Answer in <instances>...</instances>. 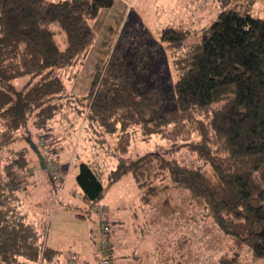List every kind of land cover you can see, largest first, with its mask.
<instances>
[{"label":"trees","instance_id":"16d2710c","mask_svg":"<svg viewBox=\"0 0 264 264\" xmlns=\"http://www.w3.org/2000/svg\"><path fill=\"white\" fill-rule=\"evenodd\" d=\"M115 2L0 0V264L50 260L58 254L42 244L40 226L18 203L19 191L29 184V149L41 165L40 155L46 167L49 162L28 122L45 139L46 149L59 153L55 139L49 142L50 134L40 131L63 107L67 86L61 71L90 51L96 38L90 19ZM57 32L63 33L64 48ZM187 32L174 26L161 31L169 48L182 50L168 107L164 86L143 82L146 67L136 66L137 72L128 60L113 54L96 69L85 95L87 118L116 134L118 163L104 184L82 162L77 184L92 208L104 198L108 185L125 175L133 176L145 202L171 187L164 182L169 176L231 237L234 251L222 254L219 264H246L241 248L247 247L255 260L264 258V18L248 9L225 7L199 43H186ZM24 76L30 79L22 83ZM132 126L140 128L144 139L160 135L170 142L169 154L187 148L207 166L160 151L135 159L124 156ZM21 138L30 148H14ZM110 239L111 255L112 232Z\"/></svg>","mask_w":264,"mask_h":264},{"label":"rangeland","instance_id":"374dc122","mask_svg":"<svg viewBox=\"0 0 264 264\" xmlns=\"http://www.w3.org/2000/svg\"><path fill=\"white\" fill-rule=\"evenodd\" d=\"M225 7L248 9L253 15L264 18V0H116L112 7L102 9L95 19H90L96 32L95 41L78 64L61 71L67 86L61 96L63 107L49 127L40 131L50 134L47 135L49 142L55 139L53 145L59 153L49 152L45 139L37 134L39 131L32 122H28L32 138L39 142L41 150L47 154V162L52 161L54 168L41 165L24 138L14 144L15 149L30 148L31 159L26 171L29 184L26 190L19 191V207L29 218L35 214L45 242L49 232L51 237H64L63 253L77 251L81 259L99 264L97 238L93 240L97 215L81 198L76 178L80 164L85 162L107 184L109 172L118 163L116 134L105 132L98 123L87 118L89 107L85 95L96 69L113 54L128 60L126 62L136 71V66L146 67L143 82L163 85L169 94L164 104L168 107L177 75L176 59L182 50L167 46L161 37L162 29L182 27L189 33L186 43H199L207 25ZM57 39L64 48L63 33L57 32ZM27 79L29 76H24L19 81L23 83ZM130 137L126 157L135 159L149 151H160L181 162L196 161L197 154L187 148L169 154L170 142L160 135L144 139L139 127H130ZM196 163L207 166L202 160ZM51 170L57 171L61 180L55 179ZM164 182L171 187L148 202L142 200V191L131 174L108 185L99 205H108L105 206L106 216L115 240L113 263L219 264L222 254L234 251L231 237L218 227L206 207L198 204L188 190L174 184L169 176ZM73 241L80 244L81 250H77ZM239 253L246 264H264V258L253 259L247 247L241 248ZM30 262L36 264L37 261ZM41 264L48 261L45 259Z\"/></svg>","mask_w":264,"mask_h":264},{"label":"built area","instance_id":"2783aa9c","mask_svg":"<svg viewBox=\"0 0 264 264\" xmlns=\"http://www.w3.org/2000/svg\"><path fill=\"white\" fill-rule=\"evenodd\" d=\"M52 165H53L52 161H49L48 168L50 167L54 168V166ZM56 172H53L54 178L57 180H61L60 175H58ZM92 209L97 215L95 237L97 238V249L100 255V261H101L100 263L113 264L112 257L110 255V249H111L110 233L112 232V226L106 216L107 209L104 206H100L99 204L94 205ZM75 258L76 256H73L71 262L75 261Z\"/></svg>","mask_w":264,"mask_h":264},{"label":"crops","instance_id":"0c3cea01","mask_svg":"<svg viewBox=\"0 0 264 264\" xmlns=\"http://www.w3.org/2000/svg\"><path fill=\"white\" fill-rule=\"evenodd\" d=\"M62 189V185L61 187H59L58 191H61ZM80 196H81V193H80ZM82 198V197H81ZM85 202V201H84ZM86 205L89 206V204L87 202H85ZM99 204V202H98ZM97 205V204H95ZM101 206V205H100ZM102 206H108V205H102ZM91 207V206H89ZM107 208V207H105ZM94 212V211H93ZM95 213V212H94ZM28 214V213H27ZM107 215V214H106ZM35 216V214H34ZM31 216V218H29V215H28V218L32 221H35V218H37L36 216ZM108 217V216H107ZM40 230H42L40 228ZM55 236V237H54ZM53 237L50 236V232L47 234V237H46V242L44 241L43 239V236L41 237V241H42V244L44 246H49V247H52L54 249H56L58 251V254L55 255L52 259L50 260H47L48 261V264H90L89 261L87 259H81V257L79 256V252L75 251H68L67 253H63V250H62V246H65L64 242H65V239L64 237L61 238L59 237L58 235H54ZM95 238V234L93 235V240ZM112 241H113V246H112V258H113V251H114V247H115V240L113 239V234H112ZM75 242L76 244V247L78 248L77 250H81L80 248V244L77 243V241H73V243ZM73 256H76L75 258V261L71 262V259ZM45 259H40L38 260L37 262H35L36 264H41L42 261H44ZM117 263V262H116ZM115 263V264H116ZM27 264H32L30 261L27 262ZM118 264V263H117Z\"/></svg>","mask_w":264,"mask_h":264},{"label":"water","instance_id":"95a60500","mask_svg":"<svg viewBox=\"0 0 264 264\" xmlns=\"http://www.w3.org/2000/svg\"><path fill=\"white\" fill-rule=\"evenodd\" d=\"M40 160H41V163L44 164V167H46V166H45V163H46V162H45V159H44V157H43L42 155H40Z\"/></svg>","mask_w":264,"mask_h":264}]
</instances>
